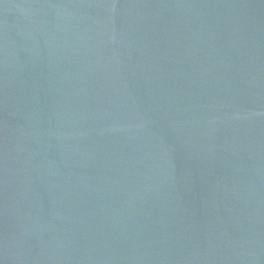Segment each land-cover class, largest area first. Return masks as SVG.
Here are the masks:
<instances>
[{
	"label": "water",
	"instance_id": "1",
	"mask_svg": "<svg viewBox=\"0 0 264 264\" xmlns=\"http://www.w3.org/2000/svg\"><path fill=\"white\" fill-rule=\"evenodd\" d=\"M0 264H264V0H0Z\"/></svg>",
	"mask_w": 264,
	"mask_h": 264
}]
</instances>
